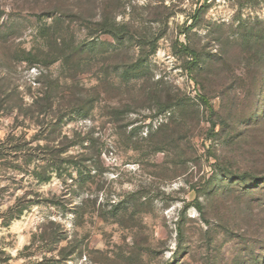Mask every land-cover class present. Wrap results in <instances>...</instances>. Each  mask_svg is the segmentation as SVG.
Wrapping results in <instances>:
<instances>
[{
    "label": "rangeland",
    "instance_id": "rangeland-1",
    "mask_svg": "<svg viewBox=\"0 0 264 264\" xmlns=\"http://www.w3.org/2000/svg\"><path fill=\"white\" fill-rule=\"evenodd\" d=\"M0 252L264 264V0H0Z\"/></svg>",
    "mask_w": 264,
    "mask_h": 264
},
{
    "label": "trees",
    "instance_id": "trees-1",
    "mask_svg": "<svg viewBox=\"0 0 264 264\" xmlns=\"http://www.w3.org/2000/svg\"><path fill=\"white\" fill-rule=\"evenodd\" d=\"M47 97V98H46ZM46 100L47 103L50 105L52 104L51 103V98H49L47 96V93L45 95L43 94H40V95H37L34 97V100H33V103H32V106L34 107V111H32V119L36 120V121H40L41 117L42 119L44 118L43 115H47L46 111L47 109H37L35 110V106L38 105L39 102L41 101H44ZM11 145V143H10ZM74 146V145H73ZM15 150H18V149H21L20 146H15L14 147ZM59 153H66V151H59ZM56 156V155H54ZM53 170H56L58 171V165L55 164L53 165L52 167ZM40 181L44 182V181H47V179H44L43 177H40L39 179ZM87 204H89V200L87 201H82L80 203V205L78 207H76V210L74 212L75 216L78 217V218H81L84 214V209L85 207H87ZM122 204V202H120L118 205H113L111 203V207H112V212L109 213L106 209H100L99 211L101 212V218L102 216H105L107 215L108 213L110 214V216L112 215V217H116V216H119V214H116V212L118 211V213L120 212L119 211V205ZM96 202H93L91 208H93L95 210L96 208ZM125 210V209H124ZM113 211H116V212H113ZM8 226H10V223L8 224ZM62 232H64L62 230V225L60 223H58L57 221H50V220H43L42 223L40 224L39 228H37L36 232L33 234L32 236V242L30 243V245L28 247H26V251H28L29 249H32L34 250L36 247H37V244H39V246L37 248H41V245H43L42 247H44L45 249L49 250V251H52L56 248L57 244L60 242L61 240V235H62ZM36 251V250H35ZM3 253L0 252V255H2ZM33 253L31 254H23L26 258H29L30 255L32 256ZM59 259H56L55 256H52L51 258H44L42 263H38V264H53V263H50V262H54L55 264H59L60 262L64 261L65 257H64V254L61 253ZM9 262V259L6 261H0V263L2 264H8Z\"/></svg>",
    "mask_w": 264,
    "mask_h": 264
}]
</instances>
